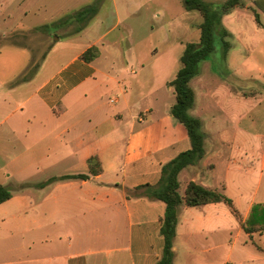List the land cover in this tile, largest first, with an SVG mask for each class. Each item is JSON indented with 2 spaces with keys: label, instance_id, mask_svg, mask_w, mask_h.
<instances>
[{
  "label": "crops",
  "instance_id": "1",
  "mask_svg": "<svg viewBox=\"0 0 264 264\" xmlns=\"http://www.w3.org/2000/svg\"><path fill=\"white\" fill-rule=\"evenodd\" d=\"M90 1L0 0V184L13 193L0 203V264H158L162 255L165 202L146 195L129 197L128 189L156 184L164 161L188 149L191 141L171 134L160 123L147 125L146 119L140 120L145 112L126 124L121 106L110 107V74L103 60L115 53L118 41L113 38L107 44L106 37L125 22L118 13L115 22L108 24L99 7L84 28L77 31V25L66 33V42L78 48L59 46L63 36H57L53 23ZM251 1L264 11V0ZM140 11L130 10L131 17L141 19ZM75 23L59 22L58 27L62 30ZM224 26L232 36L226 55L232 74L244 53L259 48L264 38L252 37L242 25L225 22ZM36 36L37 48L30 42ZM93 45L98 46V55L84 59L83 53ZM204 97L205 108L211 110L213 102L221 107L210 124L234 129L232 134H221L220 144L212 149L215 155L222 156L220 147L227 142L231 149L251 154L246 164L236 159L227 168L244 176L258 173V180L247 196L242 190L230 193L227 179L219 181L222 189L218 190L229 195L239 211L235 227L221 226L227 210L221 205L224 202L200 205L208 212L199 221L184 216L185 205L174 238L173 264H264V231L250 232L242 226L253 206L264 202V146L248 143L237 131L255 129L258 138L264 137L260 129L264 96L245 111L249 95L236 86H222L219 95L209 89ZM115 102L119 104L120 98ZM93 155L103 167L98 174L90 172L88 159ZM153 156L157 164L149 167L142 161ZM122 163L129 169L120 177L117 171ZM78 173L90 177L61 178ZM39 174L44 178L33 180ZM194 251L200 254H193L191 262Z\"/></svg>",
  "mask_w": 264,
  "mask_h": 264
},
{
  "label": "rangeland",
  "instance_id": "2",
  "mask_svg": "<svg viewBox=\"0 0 264 264\" xmlns=\"http://www.w3.org/2000/svg\"><path fill=\"white\" fill-rule=\"evenodd\" d=\"M208 1L220 6L226 0ZM242 1L246 5L234 7L228 13L229 15L227 14L229 18L226 17V24L229 26L242 25L252 37L264 38V11L251 0ZM96 2L99 1H90V3ZM99 4L100 8L102 6L103 15H106L108 24L115 22L117 13L127 23L124 24V22L121 27L115 28L105 39L107 44L112 43L110 41L113 38L118 40L114 45L115 53L103 60L110 74V78L107 80L109 81L108 86L104 84L109 91L110 107L117 109L121 106L126 124L129 123V120L134 121L136 117L145 112L147 125L160 123V125L166 126L171 134L176 133L177 136L189 138L186 126L171 113L175 94L169 82L180 68V56L186 43L200 39L201 30L198 23L203 20L201 13L198 10H187L183 0H101ZM13 7H18V5L14 4ZM134 9L141 10L138 14L141 15V19L131 17L130 10ZM256 13L263 25L261 26L263 30L261 29L259 33H255L260 25L256 19ZM225 16L222 18L224 25ZM77 25L79 23L69 25L62 30L58 26L55 27L56 31L54 32L57 36L61 34L63 36V41L59 43V46H65L68 50L78 48V46L74 47L71 43L66 42L69 40L66 33L75 30ZM231 37L229 36L228 39H232ZM55 38L54 35L53 39ZM2 40L1 38L0 41ZM39 40L38 36L34 38L33 42L30 38L31 44L36 48L39 47ZM55 42L58 43V41ZM228 67L229 60L223 55V46L220 37L216 34L215 50L209 58L200 62L199 72L191 80V85L195 88L197 96L190 113L201 116L204 120L202 130L207 134L205 141L207 153L195 164L181 170L179 173L181 192L184 191L188 181L193 178L217 189H222V183L220 184L219 181L223 178L227 179L230 184V193L239 194L242 190L245 196L256 187L258 173L244 176L232 170L230 172L227 168L228 163L234 166L236 159H239L242 164H246V161L251 159V154L248 156L242 150L231 149L228 142L224 147H220L222 156L215 155V151L212 150L217 149L215 144H220L223 132L232 134L234 129L231 126L222 128L210 124L212 114L220 115L221 107L213 102L211 110L205 108L204 95L209 89L215 90L219 95L222 86H236L249 95V98L244 100L242 110H250L251 103H256L259 96H264V44L257 49L245 52L239 68L231 69L232 74L227 69ZM111 76L114 77L115 82ZM113 83L115 86L111 88ZM98 96L100 95L96 92L95 97L98 98ZM117 97L120 98L119 104L115 102ZM217 98L219 99V97ZM147 109H151V111L146 112ZM225 128H228L227 131H224ZM260 129L264 130V124L260 125ZM237 131L240 134L239 137L244 135L247 138L248 143L252 142L254 146H264V137L258 138L255 129L247 133H244L241 128ZM142 161H145L149 167L158 162L156 156L144 158ZM164 162L167 163L166 160ZM126 169L128 170L129 166L122 163L117 175L123 177ZM44 176L42 174L35 175L33 180H42ZM134 189H128V193ZM261 191H264V179ZM221 205L227 209L226 215H223L224 223L221 226H237V216L227 204L222 203ZM207 212L208 209L203 206H187L184 216L190 217L191 221H199L204 219ZM214 238L218 240L219 237L215 236ZM193 254L199 255L200 253L191 252V262ZM182 259L183 257L180 256L178 261L181 262Z\"/></svg>",
  "mask_w": 264,
  "mask_h": 264
},
{
  "label": "trees",
  "instance_id": "3",
  "mask_svg": "<svg viewBox=\"0 0 264 264\" xmlns=\"http://www.w3.org/2000/svg\"><path fill=\"white\" fill-rule=\"evenodd\" d=\"M98 1L85 5L59 22L79 23L76 30H81L98 12L101 0ZM183 4L187 10H198L203 17V21L200 23V39L186 43L180 56V68L169 82L174 88L176 96L171 113L186 126L191 146L163 165L161 177L156 184H142L128 193V196L146 195L149 198L159 199L166 204L160 226V232L164 237V246L158 264H173L174 262V238L180 212L185 205L200 206L208 203L224 202L239 217V211L233 199L224 191L191 180L188 182L184 193H181L179 173L185 167L198 162L206 154L205 141L207 135L202 130L203 120L201 117L190 113V109L194 107L196 100V92L191 85V80L198 74L200 62L209 58L215 50L216 34L220 37L223 55L226 57L231 46L228 39L231 33L224 26L222 18L237 5H244L245 3L242 0H226L223 4L217 6L208 0H183ZM256 19L262 25L258 13H256ZM59 22L53 23V26H58ZM98 53V46L93 45L83 53L82 57L86 60H92ZM38 65H35L36 68ZM88 163L92 174L102 172L103 167L97 155L89 157ZM89 177L90 174L78 173L63 175L61 178L86 179ZM12 195V191L6 185L0 184V203L9 199ZM242 226L250 232L264 231V202L253 206L249 218L242 222Z\"/></svg>",
  "mask_w": 264,
  "mask_h": 264
},
{
  "label": "built area",
  "instance_id": "4",
  "mask_svg": "<svg viewBox=\"0 0 264 264\" xmlns=\"http://www.w3.org/2000/svg\"><path fill=\"white\" fill-rule=\"evenodd\" d=\"M146 119V113H143L141 116H140V120L144 121Z\"/></svg>",
  "mask_w": 264,
  "mask_h": 264
}]
</instances>
